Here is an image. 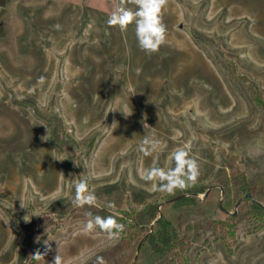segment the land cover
I'll list each match as a JSON object with an SVG mask.
<instances>
[{
	"label": "rangeland",
	"instance_id": "obj_1",
	"mask_svg": "<svg viewBox=\"0 0 264 264\" xmlns=\"http://www.w3.org/2000/svg\"><path fill=\"white\" fill-rule=\"evenodd\" d=\"M0 3V264L24 263L43 237L46 264L57 248L63 264L129 263L134 243L85 224L94 209L154 202L190 241L170 264H264V224L219 184L238 169L264 185V0H168L166 41L151 54L134 24L107 23L117 7L135 10L130 0ZM39 115L62 120L70 164ZM180 148L197 161V182L157 190L145 173L174 167ZM82 180L95 205L73 203ZM137 264L166 263L144 250Z\"/></svg>",
	"mask_w": 264,
	"mask_h": 264
},
{
	"label": "trees",
	"instance_id": "obj_2",
	"mask_svg": "<svg viewBox=\"0 0 264 264\" xmlns=\"http://www.w3.org/2000/svg\"><path fill=\"white\" fill-rule=\"evenodd\" d=\"M39 117L51 125V134L49 137L50 141L57 148L66 150L68 155V164H70L73 160H75L72 154L74 148L73 145L69 146L67 141L62 142L61 140V134L65 133L62 120L53 115L49 117L39 115ZM66 138L69 140V137ZM232 170L230 179L226 180L225 183H219L223 186L221 193L226 196V199L230 198V201L241 200L240 198L243 197L238 207H241V205L249 202L250 208L247 210L246 214L252 219L259 221L261 225L264 224V185L260 188L253 187L247 181L244 172L238 169ZM247 194H250L256 202H253L251 198L246 197ZM191 198L192 199H187L182 197L177 200H173V204L179 207H191L194 204H198L195 197ZM174 199H176V197ZM95 216H113L119 224L124 225L123 232L119 233V235L122 236V241L124 243L127 241V243H125L126 246H129L131 243H134L137 246L133 259L130 260L129 263L120 262L119 264H137L138 253L144 250H149L152 255L160 259H164L166 264H170L172 258H180L190 248V241L187 233L182 228L175 225L174 222L165 215L157 202L147 204L141 210H136L132 213L125 212L121 215H114L113 213H110L109 210L102 207L94 209L90 213L91 218ZM235 216L236 215L233 213L230 217H228V219H235ZM228 227L230 228L231 225ZM95 229L101 233L108 234L99 228ZM128 230H133L134 233L130 234L128 239H124ZM221 232L222 237L225 238L230 235L231 231L222 228ZM44 242L45 237L41 239L40 246L34 249L31 256L37 250L40 252L42 251ZM138 242H140V244ZM31 256L27 259V261L21 264H37L38 261L32 259Z\"/></svg>",
	"mask_w": 264,
	"mask_h": 264
},
{
	"label": "clouds",
	"instance_id": "obj_3",
	"mask_svg": "<svg viewBox=\"0 0 264 264\" xmlns=\"http://www.w3.org/2000/svg\"><path fill=\"white\" fill-rule=\"evenodd\" d=\"M130 2L136 5V9L117 7L109 17L108 25L119 27L124 31L130 24H134L139 48L149 54L159 51L167 36V26L163 22V9L167 6L168 0H130ZM157 143L153 141L152 147L155 148ZM172 160L175 163L174 167L168 171L156 167L151 168L145 173L144 179L161 181L159 186L154 185V188L166 193L194 186L199 177V165L195 159L189 157V151L185 148L177 149L172 154ZM75 188L76 195L73 203L76 206L95 205L97 198L94 193L87 190L86 181H79ZM95 228L107 232L110 237H117L119 233L123 232L124 225L119 224L113 216H95L87 220L85 229L91 231ZM44 243L46 245L45 252L41 253L37 250L31 258L46 264L45 256L52 251V248L48 241ZM98 260L99 264H105L102 257ZM52 264H63L62 257L58 254V248Z\"/></svg>",
	"mask_w": 264,
	"mask_h": 264
},
{
	"label": "water",
	"instance_id": "obj_4",
	"mask_svg": "<svg viewBox=\"0 0 264 264\" xmlns=\"http://www.w3.org/2000/svg\"><path fill=\"white\" fill-rule=\"evenodd\" d=\"M0 5L2 6L3 3H0ZM207 195H208V193H207ZM246 197H249V198H251V200H252L253 202H256V201L251 197L250 194H247ZM177 199H179V198H176V199H173V200H177ZM173 200H172V201H173ZM241 200H242V199H241ZM241 200L238 201L237 206H239ZM220 206H221L222 210H224L223 207H222V203L220 204ZM224 211H225V210H224ZM138 250H139V247H138Z\"/></svg>",
	"mask_w": 264,
	"mask_h": 264
}]
</instances>
